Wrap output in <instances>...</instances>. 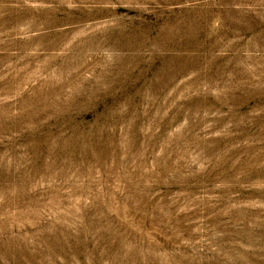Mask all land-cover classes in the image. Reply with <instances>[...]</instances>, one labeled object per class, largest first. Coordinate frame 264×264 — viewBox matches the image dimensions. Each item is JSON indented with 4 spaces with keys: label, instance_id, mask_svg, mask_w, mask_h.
Returning a JSON list of instances; mask_svg holds the SVG:
<instances>
[{
    "label": "rangeland",
    "instance_id": "1",
    "mask_svg": "<svg viewBox=\"0 0 264 264\" xmlns=\"http://www.w3.org/2000/svg\"><path fill=\"white\" fill-rule=\"evenodd\" d=\"M0 264H264V0H0Z\"/></svg>",
    "mask_w": 264,
    "mask_h": 264
}]
</instances>
